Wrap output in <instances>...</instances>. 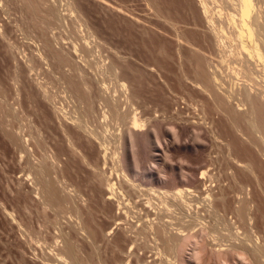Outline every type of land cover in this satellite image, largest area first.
Returning <instances> with one entry per match:
<instances>
[{
	"label": "rangeland",
	"instance_id": "obj_1",
	"mask_svg": "<svg viewBox=\"0 0 264 264\" xmlns=\"http://www.w3.org/2000/svg\"><path fill=\"white\" fill-rule=\"evenodd\" d=\"M198 1L0 0V264H264V143ZM152 223L196 237L167 251Z\"/></svg>",
	"mask_w": 264,
	"mask_h": 264
},
{
	"label": "bare ground",
	"instance_id": "obj_2",
	"mask_svg": "<svg viewBox=\"0 0 264 264\" xmlns=\"http://www.w3.org/2000/svg\"><path fill=\"white\" fill-rule=\"evenodd\" d=\"M207 1H209V0H199L198 2H199V4H200V10H201V14H202V16H204V18H205V20H207V22H209L208 24L210 25V27L212 28V31H213V33H214V35H215V37H216V40H217V43H218V46H220V47H222V48H224V47H232V44L230 43V41H229V39H228V37L225 35V30H227V34L229 35V36H231V37H233V38H231L230 40L231 41H237V42H235L236 44L234 45L237 49H239V54L241 55L240 56V58H239V61L237 60V65L238 66H236L235 67V69H236V71H238V72H235V73H239L240 75H241V77H243V80L245 81V82H243L242 81V85L244 86V88H243V90L242 89H239V90H242V93L240 94L241 96H239L240 98L239 99H237V101H238V105H234V106H237L238 108H242L243 106L245 107V111H242V112H240L239 113V115H238V112H237V114L236 115H238V117H239V119H240V117L242 118V123L244 124V126H245V133L248 135V137L250 136H252V135H258L261 139L260 140H263L262 142L264 143V56H262L261 55V53H259V48H258V45H257V41H256V37H257V39L258 38H260L259 36H261V34L263 35L264 34V0H223V2L222 3H224L225 4V9H226V24L225 25H220L219 26V24H221V23H219L220 22V19H224V18H219L218 16L220 15H223V14H221V10L219 9L220 7V0H216L215 1V4L216 3H218L219 4V6H218V4H216V6H218V7H216V6H214V7H216L217 9H219L218 11H215L216 13H218L219 15L218 16H216L219 20H217L218 21V23H216V26H214L215 24H214V22H216L214 19H213V15L215 14V13H213L212 11H213V9H214V7H213V9H211L212 8V6H211V8H209L208 7V5L212 2V1H210V2H208L207 3ZM217 1H219V2H217ZM213 2H214V0H213ZM213 4V3H212ZM222 6V5H221ZM224 7V6H223ZM210 9H211V12H212V14L213 15H211V13H210ZM223 9V8H222ZM217 15V14H216ZM214 18H215V16H214ZM225 20V19H224ZM223 21V20H222ZM223 24V23H222ZM218 25V26H217ZM46 31V30H45ZM258 34H260V35H258ZM255 35H256V37H255ZM258 35V36H257ZM253 37H255V38H253ZM262 37V36H261ZM263 37H264V35H263ZM262 39V38H261ZM261 39H260V41H261ZM259 41V42H260ZM251 42V43H250ZM263 43V45H264V38H263V42L261 41V44ZM50 44V43H49ZM81 46V45H80ZM96 47V46H95ZM78 49V48H77ZM82 49V48H81ZM92 49V48H91ZM54 50V49H53ZM57 50V49H56ZM53 52H55V51H53ZM54 54H57L58 55V53H54ZM69 54V53H68ZM56 55V58H58V56L60 55H58L57 56ZM84 55V54H83ZM61 56V55H60ZM59 56V57H60ZM66 56V55H65ZM84 57V56H83ZM93 57V56H92ZM54 58H55V56H54ZM62 58V57H61ZM61 58H59V60L61 59ZM88 58V57H87ZM58 60V61H59ZM62 60H64L65 61V59H61V63H60V65L62 64ZM69 61V60H68ZM98 62V61H97ZM59 63H58V65H59ZM89 63V62H88ZM94 63H96V62H94ZM99 63V62H98ZM59 65V66H60ZM72 65H74V64H72ZM57 66V65H56ZM212 66H214V65H212ZM112 67V66H111ZM72 68V67H71ZM70 68V69H71ZM96 68V67H95ZM213 68V67H212ZM200 69V68H199ZM80 70V69H79ZM84 71V70H83ZM100 71V70H99ZM102 71H104V70H102ZM110 71V70H109ZM78 72V71H77ZM97 72V71H96ZM105 73V72H104ZM198 73V72H197ZM200 73L201 72H199V75H200ZM84 74V73H83ZM214 74H216V73H214ZM232 76V75H231ZM235 76H238L237 74L235 75ZM234 76V77H235ZM76 77V76H75ZM82 77V76H81ZM84 77V76H83ZM82 77V78H83ZM86 77V76H85ZM200 77H202L204 80H206V82L209 80V78H208V76H206V74H204V72L200 75ZM214 77H216V75L214 76ZM233 77V76H232ZM239 77V79L241 78L240 76H238ZM80 78V77H79ZM78 78V79H79ZM101 78V77H100ZM99 78V79H100ZM217 78H219V77H217ZM103 79V78H102ZM238 79V78H237ZM73 80V79H72ZM216 80H218V79H216ZM215 80V81H216ZM219 80H220V78H219ZM221 80H222V78H221ZM220 80V81H221ZM225 80V79H224ZM223 81V80H222ZM240 81V80H239ZM75 82H76V80H75ZM83 82V81H82ZM101 82V81H100ZM104 82V81H103ZM218 82V81H217ZM225 82V81H224ZM71 84H72V82H70ZM74 83V82H73ZM85 83V85H86V82H84ZM83 83V84H84ZM232 83V82H231ZM244 83V84H243ZM76 85V84H75ZM80 85V84H79ZM235 85V84H234ZM83 86L84 85H82V88H83ZM91 86V85H90ZM223 86H225V85H223ZM80 87V86H79ZM85 87V86H84ZM233 88H234V86H232ZM241 87V86H240ZM89 88V87H88ZM103 89V88H102ZM229 89V88H228ZM71 90H72V88H71ZM81 90V89H80ZM231 90V89H230ZM237 90V89H236ZM89 91V90H88ZM224 91V90H223ZM226 92H224V93H231L232 94V92H230V91H228V90H225ZM228 91V92H227ZM233 91H235L234 89H233ZM76 92V91H75ZM79 92V91H78ZM83 92V91H82ZM86 92V91H85ZM210 93H211V91H209ZM220 92V91H219ZM240 92V91H239ZM223 93V92H222ZM78 94V93H77ZM76 94V95H77ZM84 94V93H83ZM103 94V93H102ZM230 94V95H231ZM88 95V94H87ZM86 95V96H87ZM212 95V94H211ZM218 95V94H217ZM236 95H237V93H236ZM78 96V95H77ZM84 96V95H83ZM82 96V97H83ZM102 97H103V95H101ZM106 96V95H105ZM104 96V97H105ZM223 96V95H222ZM108 97V96H107ZM106 97V98H107ZM227 97V96H226ZM228 97H230L229 95H228ZM231 97H232V95H231ZM80 98V97H79ZM130 98V97H129ZM211 98H213V97H211ZM216 98V97H215ZM215 98H213V99H215ZM218 98H220V97H218ZM218 98H216V100L218 99ZM233 98V97H232ZM232 98H231V102H232ZM131 99V98H130ZM221 99H222V97H221ZM228 99H230V98H228ZM104 100V99H103ZM109 100V99H108ZM216 100H215V104L217 103L216 102ZM226 100V99H225ZM225 100H224V103H225ZM234 100V99H233ZM236 100V99H235ZM234 100V101H235ZM223 101V100H222ZM227 101V100H226ZM236 101V102H237ZM80 102H82V101H80ZM104 102V101H103ZM108 102V101H107ZM219 102V101H218ZM220 102H221V100H220ZM203 103V102H202ZM230 103V102H229ZM111 104V103H110ZM217 106H219L218 105V103L216 104ZM241 105V106H240ZM233 106V105H232ZM89 107V106H88ZM132 107V106H131ZM203 107V106H202ZM205 107V106H204ZM212 107V106H211ZM243 107V108H244ZM92 108V107H91ZM94 108V107H93ZM219 110H222L221 109V107L219 106ZM87 109V108H86ZM89 109V108H88ZM217 109V108H216ZM236 109V108H235ZM94 110V109H93ZM109 110V109H108ZM225 110V109H224ZM111 111V110H110ZM218 111V110H217ZM223 111V110H222ZM233 111V110H232ZM86 112V111H85ZM84 112V113H85ZM207 112H208V110H207ZM220 112V111H219ZM106 113H108V112H106ZM106 113H104V114H106ZM113 113V112H112ZM220 113H224V112H220ZM88 114H89V110H88ZM114 114L116 115V116H120V114L117 112V111H114ZM217 114H218V112H217ZM199 115H201L200 113H199ZM218 116V115H217ZM221 116V115H220ZM219 116V117H220ZM226 116V115H225ZM229 116V115H228ZM87 117V116H86ZM137 117V116H136ZM140 117V116H139ZM202 117H204V116H202ZM83 118V117H82ZM90 118V117H89ZM138 118V117H137ZM217 118V117H216ZM223 118V117H222ZM236 118L237 117H235V115L233 114L232 115V126L236 129V130H239L240 131V133H241V131L244 129L243 127H242V130H241V127H239L240 125H238L239 123H241V122H239V123H237L236 122ZM213 119V118H212ZM227 119V118H226ZM83 120H84V118H83ZM214 120V119H213ZM220 120H221V118H220ZM238 120V119H237ZM228 121V120H227ZM118 122V121H117ZM139 122H140V120H139ZM143 122V121H142ZM84 123V122H83ZM221 123H223V122H221ZM82 124V123H81ZM132 124L136 127V125H137V119L136 118H133L132 119ZM139 124V123H138ZM141 124V123H140ZM139 124V125H140ZM143 124V123H142ZM229 124V123H228ZM243 124L241 125V126H243ZM86 125V124H85ZM133 125H132V127H133ZM81 126V125H80ZM141 127L143 126V125H140ZM139 126V127H140ZM82 128H84V127H82ZM232 128V127H231ZM94 132V131H93ZM95 133V132H94ZM239 133V132H238ZM246 134H245V136H246ZM96 135V134H95ZM102 135V134H101ZM241 135V134H240ZM243 136H244V133L242 134ZM259 137H258V140H259ZM246 138V137H245ZM252 138V137H251ZM254 138V137H253ZM251 142V141H250ZM256 143H258L257 141H255ZM260 142V141H259ZM101 144V143H100ZM261 144V143H260ZM102 145V144H101ZM225 145V144H224ZM259 146V145H258ZM108 147V146H107ZM231 147V146H230ZM259 147H262V146H259ZM264 148V147H263ZM262 149V148H261ZM86 151V150H85ZM261 151H263V150H261ZM82 153H84V152H82ZM230 154V153H229ZM86 156V155H85ZM85 156H83V157H85ZM82 157V156H81ZM87 159V158H86ZM88 160V159H87ZM107 161V160H106ZM206 171V170H205ZM201 172V171H200ZM205 173V172H204ZM208 173V172H207ZM206 173V174H207ZM98 174V173H97ZM207 175H209V174H207ZM214 176V175H213ZM45 177V176H44ZM205 177H207V176H205ZM211 178H212V176H210ZM209 176H208V178H210ZM202 178H203V175H202ZM210 178V179H211ZM45 179V178H44ZM46 181V180H45ZM42 182H43V180H42ZM200 182V181H199ZM208 182H209V180H208ZM44 183V182H43ZM47 183V182H46ZM46 183H44L45 185H46ZM109 183V182H108ZM114 183V182H113ZM113 183H109V185H108V187H109V191H110V194L108 193V195H111L112 194V197H114L115 195V193H113V190H114V184ZM211 183V182H210ZM44 184H42V185H44ZM48 185V184H47ZM50 186H52L51 184H50ZM43 187H45V190L44 191H47V193H49V194H51V193H53L52 191V189H51V193L48 191V189L46 188V186H43ZM42 187V188H43ZM47 187H49V186H47ZM198 188V187H197ZM210 188V187H209ZM44 189V188H43ZM107 189V188H106ZM180 189V188H179ZM207 189V188H206ZM224 189V188H223ZM55 190V189H54ZM168 191V190H167ZM176 192V195L182 200V202H185V200L184 199H186L187 200V206H189L190 204H191V200L193 199V198H191L190 200H188V198H190V197H188L189 196V194H188V192H187V197L188 198H186V196H184V199H183V194L185 193L184 192V189L182 190H178V192H177V189L175 190ZM182 191L184 192V193H182ZM208 191V190H207ZM170 192V191H169ZM169 192H166V193H169ZM182 193V194H181ZM191 193H192V191H191ZM221 193H222V191H221ZM107 194V193H106ZM196 194V193H195ZM198 194V193H197ZM201 194V193H200ZM107 195V196H108ZM114 195V196H113ZM117 195V194H116ZM167 195V194H166ZM170 195V194H169ZM199 195V194H198ZM204 195V194H203ZM211 195V196H210ZM52 196V195H51ZM55 196V195H54ZM173 196V195H172ZM171 196V197H172ZM174 196H175V194H174ZM191 196V195H190ZM193 196V195H192ZM212 194L209 192V196L207 197V199L209 198V197H211L212 198ZM111 197V198H112ZM168 197V196H167ZM166 197V198H167ZM49 198H50V196H49ZM110 198V199H111ZM179 198H177V199H179ZM168 199V198H167ZM173 199V198H172ZM195 199V198H194ZM199 199V198H198ZM206 199V198H205ZM169 200V199H168ZM204 200V199H203ZM57 201V200H56ZM176 201V200H175ZM188 201L190 202V204L188 203ZM199 201H200V199H199ZM202 201V200H201ZM201 201L199 202V203H201ZM208 201H209V199H208ZM179 203H180V201H178ZM206 202H207V200H206ZM210 202H212V201H210ZM225 202L227 203V201H226V199H225ZM169 203V202H168ZM186 203V202H185ZM214 203V202H213ZM224 203V202H223ZM165 204H167V203H165ZM181 204V203H180ZM212 203H210V205H211ZM168 205V204H167ZM167 205H165V207H167ZM193 205V204H192ZM195 205V204H194ZM214 205V204H213ZM217 205V204H216ZM222 205H225V204H222ZM164 206V205H163ZM169 206V205H168ZM171 206V205H170ZM174 206V205H173ZM191 206V205H190ZM186 206H184L182 209L184 210V208H185ZM192 207V206H191ZM216 207V206H215ZM163 208V207H162ZM172 208V207H171ZM177 208V207H176ZM189 208V209H188ZM193 208H195V207H193ZM198 208V207H197ZM214 208V207H213ZM243 208V207H242ZM239 209V206H238V215L240 216V219H242V221L244 220L245 221V219H246V214L245 213H247V212H245L244 211V208L243 209ZM248 208V207H247ZM80 209V208H79ZM79 209H77V210H79ZM167 209H169V208H167ZM187 209L188 210H190V207H187ZM186 209V210H187ZM192 209V208H191ZM75 210H76V208H75ZM161 210H163V209H161ZM166 210V209H165ZM164 210V211H165ZM171 210V209H170ZM176 210V209H175ZM173 211V213L174 212H177L178 210H176V211ZM187 210V211H188ZM219 210V209H218ZM236 210H237V208H236ZM181 211V213H183L182 212V210H180ZM92 212V211H91ZM90 212V213H91ZM171 212V211H170ZM198 212V211H197ZM79 213H81V210L79 211ZM78 213V214H79ZM185 213V212H184ZM187 213V212H186ZM213 213V212H212ZM76 214H77V211H76ZM176 214V213H175ZM188 214H190V213H188ZM223 214V213H222ZM234 214V213H233ZM249 214V213H248ZM170 215H173V214H170ZM177 215V214H176ZM184 215V217H187V216H185V214H183ZM212 215V214H211ZM220 215V214H219ZM169 216V215H168ZM200 216V215H199ZM217 216V215H216ZM224 216V215H223ZM172 217V216H171ZM170 217V218H171ZM198 217V216H197ZM218 217V216H217ZM79 218H81V217H79ZM176 218V217H175ZM158 219H159V217H158ZM161 219V218H160ZM192 219V218H191ZM198 219H201V217L200 218H198ZM208 219V218H207ZM211 219V218H210ZM250 219V218H249ZM167 220V219H166ZM169 220V219H168ZM168 220H167V223H168ZM202 220V219H201ZM215 220V219H214ZM220 220V219H219ZM237 220V219H236ZM161 221H162V219H161ZM192 221V220H191ZM225 221V220H224ZM181 222V221H180ZM252 222V221H251ZM162 223V222H161ZM165 223V222H164ZM163 223V224H164ZM182 223V222H181ZM210 223V222H209ZM234 223V222H233ZM154 223H152V225H153ZM177 224V223H176ZM175 224V225H176ZM228 224H229V222H228ZM248 224H249V222H248ZM150 225H151V223H150ZM164 225H166V224H164ZM163 225V227H164V229H165V227L166 226H164ZM169 225H171L170 223H169ZM173 225V224H172ZM202 225H203V223H202ZM251 225V224H250ZM147 226V225H146ZM156 226L158 227V226H162L161 224H156ZM179 226V225H178ZM221 226V225H220ZM229 226V225H228ZM234 226V225H233ZM154 227V225L152 226V228ZM168 227H170V226H168L167 225V227L166 228H168ZM184 227V226H183ZM193 227V226H192ZM226 227H227V225H226ZM149 228H151V226H149ZM149 228L147 227V229L149 230ZM171 228V227H170ZM177 228V227H176ZM175 228V229H176ZM221 228V227H220ZM155 228H153V230H154ZM164 229H161V228H157V229H155V231H154V234L157 236L156 237V239H160L161 240V242L159 241V240H156L155 238H153L154 240H156L157 242H159V244L161 243V245H163V247H164V249L165 250H167V251H174V250H176V247L178 248L179 246H181L182 245V240L184 239V237L185 238H187V240H188V238L189 237H193V236H195V235H189V237L187 236V235H184V236H182V234H180V232H178L177 234H178V237H177V235H176V233L174 234V233H172V232H170V230H167V232H169V234H166V232H165V230ZM178 229V228H177ZM177 229H176V231H177ZM179 229H182L181 227L179 228ZM214 229H216L215 227H214ZM225 229V228H224ZM152 230V229H151ZM150 230V232H153V231H151ZM183 230H184V228H183ZM203 230V229H202ZM204 230H206V229H204ZM203 230V231H204ZM221 231H222V229H220ZM198 231H200V230H198ZM207 231V230H206ZM210 231V230H209ZM226 231V230H225ZM228 231V230H227ZM218 232V231H217ZM217 232H215V233H217ZM138 233V232H137ZM136 233V234H137ZM182 233V232H181ZM193 233V232H192ZM212 233V232H211ZM172 234V235H171ZM180 234V235H179ZM186 234V233H185ZM206 234V233H205ZM218 234V233H217ZM216 234V235H217ZM221 234V233H220ZM219 234V235H220ZM225 234V233H224ZM232 234V233H231ZM174 235H176V236H174ZM209 235H211V234H209ZM215 235V234H214ZM214 235H212V237L214 236ZM222 235V234H221ZM182 236V237H181ZM234 236V235H233ZM237 236V235H236ZM154 237V236H153ZM196 237V236H195ZM218 237V236H217ZM216 237V238H217ZM230 237V236H229ZM208 238H209V236H208ZM239 238V237H238ZM246 238V237H245ZM190 239V238H189ZM210 239V238H209ZM212 239V238H211ZM140 240H141V238H140ZM186 239H184L183 241H185ZM197 240V239H196ZM221 240V239H220ZM244 240V239H243ZM138 241V240H137ZM191 241V240H190ZM206 241V240H205ZM204 241V242H205ZM210 241V240H209ZM212 241H214V240H212ZM222 241V240H221ZM221 241L219 242V243H221ZM236 241V240H235ZM238 241V240H237ZM244 241H247V240H244ZM252 241V240H251ZM187 242V241H186ZM216 242H218V240L216 241ZM227 242V241H226ZM239 242V241H238ZM241 242V241H240ZM264 242V241H263ZM140 243V242H139ZM209 243V242H208ZM212 243V242H211ZM224 243V242H223ZM229 244H230V241L228 242ZM227 243V244H228ZM237 243V242H236ZM244 243H246L247 244V242H244ZM243 242H241V244L240 245H238L237 246V244L236 245H230V246H235L236 248H235V250H233L234 252L236 251V249H237V247H238V249H242L244 252H248V253H250V254H252V258H257V256H258V252H260L258 249H256V248H253L252 247V249H250V247L248 248L247 247V245H245ZM180 244V245H179ZM185 244V243H184ZM239 244V243H238ZM252 244V243H251ZM263 244V243H262ZM212 245H213V243H212ZM159 246V245H158ZM206 246V245H205ZM224 246H226V245H224ZM223 246V247H224ZM213 247V246H212ZM214 247H216V246H214ZM213 247V248H214ZM222 247V246H221ZM228 247H229V245H228ZM258 247V246H257ZM263 247V246H262ZM220 248V247H219ZM227 248V247H226ZM158 249H159V247H158ZM233 249H234V247H233ZM67 250H68V252H70V253H74V252H72V250H73V248L71 249V247L69 246L68 248H67ZM214 250V249H213ZM216 250V249H215ZM222 250V249H221ZM217 251V250H216ZM216 251H214V252H216ZM219 251H220V249H219ZM228 251V250H227ZM230 251V250H229ZM261 251H263V250H261ZM163 253V252H162ZM261 253V252H260ZM214 254V253H213ZM223 254V253H222ZM225 254H226V252H225ZM238 254V253H237ZM239 254H240V252H239ZM75 255V254H74ZM220 255H221V251H220ZM227 255V254H226ZM254 255V256H253ZM256 255V256H255ZM59 256V255H58ZM250 256V255H249ZM262 256V255H261ZM62 256H60V258H61ZM224 257V256H223ZM59 258V257H58ZM249 259H251L250 257L248 258V260ZM58 260H60V259H58ZM252 260V259H251ZM252 261H255V260H252ZM60 264L61 263H63L64 264V262L61 260V262H59ZM255 263V262H254ZM253 263V264H254ZM263 264V263H262Z\"/></svg>",
	"mask_w": 264,
	"mask_h": 264
}]
</instances>
